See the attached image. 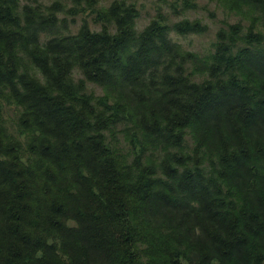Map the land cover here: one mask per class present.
Returning a JSON list of instances; mask_svg holds the SVG:
<instances>
[{
  "label": "trees",
  "instance_id": "trees-1",
  "mask_svg": "<svg viewBox=\"0 0 264 264\" xmlns=\"http://www.w3.org/2000/svg\"><path fill=\"white\" fill-rule=\"evenodd\" d=\"M137 1L0 0V264H264V0Z\"/></svg>",
  "mask_w": 264,
  "mask_h": 264
},
{
  "label": "rangeland",
  "instance_id": "rangeland-1",
  "mask_svg": "<svg viewBox=\"0 0 264 264\" xmlns=\"http://www.w3.org/2000/svg\"><path fill=\"white\" fill-rule=\"evenodd\" d=\"M172 1V0H171ZM198 3L197 9H191L186 13L175 14L170 5L164 0H138V5L141 11V17L138 20V27L143 29L152 19L157 12L158 6H163L165 11L171 13L174 21L180 20L184 17L189 18H201L205 23L210 25V31L205 35H175L174 38L181 42L186 48L203 51L211 47L212 42L216 38L218 29L225 24L229 19L228 13L212 0H196ZM78 24L74 27H78L80 24V17H78ZM233 20V19H232ZM89 88L96 91V93H103L102 87L94 83H89Z\"/></svg>",
  "mask_w": 264,
  "mask_h": 264
}]
</instances>
